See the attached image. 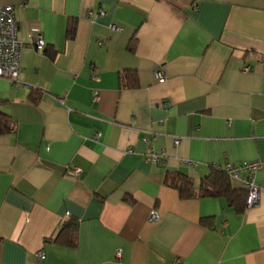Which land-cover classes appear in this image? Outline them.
I'll list each match as a JSON object with an SVG mask.
<instances>
[{
    "label": "crops",
    "instance_id": "obj_1",
    "mask_svg": "<svg viewBox=\"0 0 264 264\" xmlns=\"http://www.w3.org/2000/svg\"><path fill=\"white\" fill-rule=\"evenodd\" d=\"M0 5L23 40L21 79L0 78L16 127L0 135V264H264V0ZM251 162L243 214L166 185L182 173L198 192L213 166ZM68 220L76 247L55 241Z\"/></svg>",
    "mask_w": 264,
    "mask_h": 264
},
{
    "label": "built area",
    "instance_id": "obj_2",
    "mask_svg": "<svg viewBox=\"0 0 264 264\" xmlns=\"http://www.w3.org/2000/svg\"><path fill=\"white\" fill-rule=\"evenodd\" d=\"M92 13L89 14V17ZM113 32H118L120 29L117 26H111ZM34 46L39 52H43L46 48V43L42 38L34 41ZM23 49V40L20 36L18 22L15 10L11 6L0 5V78H7L11 81H19L22 76L21 57ZM244 70L248 72L250 67H245ZM155 77L158 81L164 80L162 71H157ZM95 100L98 96L95 95ZM12 130L16 129L15 125H11ZM100 137V134H97ZM180 140H175V144H179ZM156 165L164 164V159L161 156L152 154L148 158ZM217 168L224 169L230 178L234 181H242L245 189L248 191L247 206L249 208L255 206L260 200V189L255 184V175L261 168L260 162L244 163L240 165H226L224 167L216 165ZM81 170L73 169L75 177H79ZM160 214L153 210L150 214V221H160ZM119 258L122 257V252L117 253ZM38 257L45 258L43 252L38 253Z\"/></svg>",
    "mask_w": 264,
    "mask_h": 264
},
{
    "label": "trees",
    "instance_id": "obj_3",
    "mask_svg": "<svg viewBox=\"0 0 264 264\" xmlns=\"http://www.w3.org/2000/svg\"><path fill=\"white\" fill-rule=\"evenodd\" d=\"M76 35V22L71 24L68 31V37L74 38ZM134 50L133 44L130 51ZM122 83L125 81V76L121 78ZM137 81L126 86L130 88L137 87ZM37 101L36 98H33ZM10 120L7 116L0 114V135L12 132ZM166 185L179 192L181 199L189 200L194 197H213L225 198L229 205L236 212L243 214L247 206L248 191L246 189H236L232 186L231 178L224 169L212 167L211 173L205 178L198 192L195 191L192 180L182 173L167 174ZM55 241L69 246L76 247L78 244V223L75 220L66 221L58 232Z\"/></svg>",
    "mask_w": 264,
    "mask_h": 264
}]
</instances>
